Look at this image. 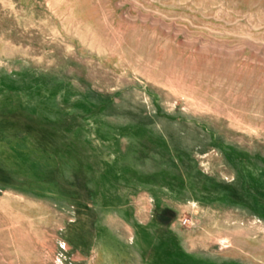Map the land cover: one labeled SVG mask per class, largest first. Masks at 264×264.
I'll return each mask as SVG.
<instances>
[{"label": "rangeland", "instance_id": "374dc122", "mask_svg": "<svg viewBox=\"0 0 264 264\" xmlns=\"http://www.w3.org/2000/svg\"><path fill=\"white\" fill-rule=\"evenodd\" d=\"M0 264H264V0H0Z\"/></svg>", "mask_w": 264, "mask_h": 264}]
</instances>
